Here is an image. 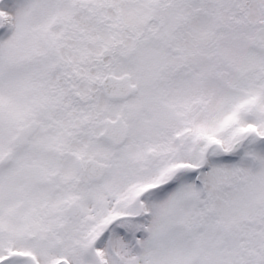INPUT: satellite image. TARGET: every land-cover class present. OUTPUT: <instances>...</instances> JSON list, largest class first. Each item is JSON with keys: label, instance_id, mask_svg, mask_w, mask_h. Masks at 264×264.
<instances>
[{"label": "snow or ice", "instance_id": "obj_1", "mask_svg": "<svg viewBox=\"0 0 264 264\" xmlns=\"http://www.w3.org/2000/svg\"><path fill=\"white\" fill-rule=\"evenodd\" d=\"M0 264H264V0H0Z\"/></svg>", "mask_w": 264, "mask_h": 264}]
</instances>
